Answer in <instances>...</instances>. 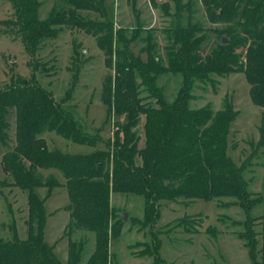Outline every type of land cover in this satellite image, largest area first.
<instances>
[{
  "label": "trees",
  "instance_id": "1",
  "mask_svg": "<svg viewBox=\"0 0 264 264\" xmlns=\"http://www.w3.org/2000/svg\"><path fill=\"white\" fill-rule=\"evenodd\" d=\"M3 1L14 14L5 23L17 29L33 56L66 26L76 24L96 38L110 70L103 79L101 102L107 108V123L112 122L115 130L106 142L100 128L88 131L77 120L69 93L67 100L58 101L51 91L20 78L0 88V154L6 150L0 159V170L6 176L0 180V191L3 187L20 189L28 205V238L0 239V264H82L87 243L72 239L76 231L95 236V250L86 264H113L110 243L121 236L124 222L112 204L116 194L143 198L144 217L136 220L146 227L158 222L163 201L217 200L220 207L237 206L244 215L235 225L242 228L239 236L252 264H264L261 234L256 231L260 222L264 224V216L252 214L264 200L249 192L243 178L257 154L240 167L227 154L230 125L239 112L232 98H225L218 111L210 104L192 106L198 83L216 90L220 82L214 77L244 74L252 103L264 110V0H199L212 26L209 29L196 20L194 0H173L179 11L177 25L163 50L153 30H145L142 38V28L131 37L126 36L127 28L115 30L106 0H54L44 19L45 0ZM82 12L95 13L103 22L88 26ZM168 74L182 78L172 101L158 84ZM45 132L82 146L104 143L105 148L88 155L53 151L42 138ZM259 134L257 147L264 150V111ZM50 170L59 171L65 184L42 173ZM63 186L70 199L65 207L70 215L67 263L45 242L46 200L37 193L45 188L51 196ZM208 233L216 237L217 231L210 228ZM137 246H131L134 257L167 264L148 244L142 251H135Z\"/></svg>",
  "mask_w": 264,
  "mask_h": 264
},
{
  "label": "rangeland",
  "instance_id": "2",
  "mask_svg": "<svg viewBox=\"0 0 264 264\" xmlns=\"http://www.w3.org/2000/svg\"><path fill=\"white\" fill-rule=\"evenodd\" d=\"M45 1L46 4L41 9L42 19L55 2ZM194 1L196 20L205 28H212L199 0ZM186 2L184 0V3ZM105 6L109 18L114 22L115 30L128 29L126 36L131 37L132 32L142 28L141 38L145 37V30H153L162 50L167 44L168 34L177 25L176 17L179 11L173 0H106ZM81 15L88 26L94 22H103L99 15L92 12H82ZM12 19L14 14L11 5L0 0V88L7 87L20 78L51 91L58 101L67 100L69 93L70 105L76 108L77 120L91 133L93 128H100L104 142L113 138L115 129L112 122L107 123V108L101 102L103 79L110 70L96 38L88 35L85 29L77 28L76 24L73 28L66 26L56 39L45 42L42 49L33 56L27 51L22 37L17 34V29L5 23ZM214 37L211 36L213 41ZM135 50L138 52L137 48ZM214 78L220 82L216 90L208 84H197L193 92L192 106L200 108L210 104L218 111L222 109L225 98H232L239 114L230 125L227 154L239 167L251 155L257 154L254 165L243 172V178L248 182L249 192L264 200V150L257 147L264 110L252 103L250 85L244 74H234L226 79ZM181 82V77L168 74L162 76L158 84L164 89L168 100L172 101L179 91ZM143 124L144 117L139 127L141 146H144ZM42 138L47 141L50 150H59L70 155H88L105 148L104 143L98 144L97 147L74 144L53 132H45ZM42 173L45 176L52 174L60 183L65 182L57 170ZM5 179L6 176L0 170V180ZM37 193L46 200L45 242L55 247V255L62 263H67L70 239L66 235V230L70 217L65 207L70 203L68 190L63 186L55 189L49 196L48 190L42 188L38 189ZM112 204L120 214L129 215L128 220L123 222L121 236L112 239L110 243L113 264H153L150 257L133 256L131 246L136 243L140 246L135 247V251H142L143 245L148 244L167 264L253 263L245 248V241L239 236L242 228L235 225V222L243 220L244 215L237 206L220 207L217 200H196L189 204L163 201L158 222L146 227L144 223L137 221L144 217L143 198L116 194ZM252 214L257 218L264 216V204L257 206ZM27 220L26 193L20 189L1 188L0 239L26 240ZM210 228L216 229V237L208 233ZM256 231L261 234L260 247L264 250V224L260 222L256 226ZM72 239L87 243L82 262L86 264L95 250L94 234L76 231Z\"/></svg>",
  "mask_w": 264,
  "mask_h": 264
},
{
  "label": "water",
  "instance_id": "3",
  "mask_svg": "<svg viewBox=\"0 0 264 264\" xmlns=\"http://www.w3.org/2000/svg\"><path fill=\"white\" fill-rule=\"evenodd\" d=\"M227 41H224V43H226ZM121 218L126 222L128 220V213H123V214H120Z\"/></svg>",
  "mask_w": 264,
  "mask_h": 264
},
{
  "label": "crops",
  "instance_id": "4",
  "mask_svg": "<svg viewBox=\"0 0 264 264\" xmlns=\"http://www.w3.org/2000/svg\"><path fill=\"white\" fill-rule=\"evenodd\" d=\"M61 184H63V183H61ZM64 184H65V182H64ZM64 184H63V185H64ZM69 217H70V215H69Z\"/></svg>",
  "mask_w": 264,
  "mask_h": 264
}]
</instances>
